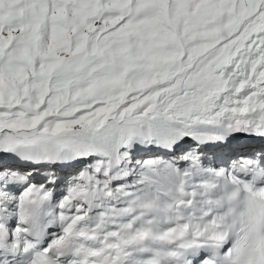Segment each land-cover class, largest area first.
I'll return each mask as SVG.
<instances>
[{"label":"snow or ice","instance_id":"1","mask_svg":"<svg viewBox=\"0 0 264 264\" xmlns=\"http://www.w3.org/2000/svg\"><path fill=\"white\" fill-rule=\"evenodd\" d=\"M0 264H264V0H0Z\"/></svg>","mask_w":264,"mask_h":264}]
</instances>
